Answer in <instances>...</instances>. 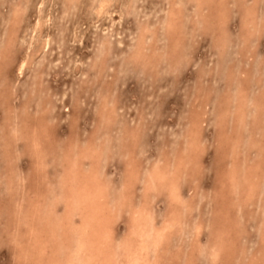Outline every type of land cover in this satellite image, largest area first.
Here are the masks:
<instances>
[{
  "label": "rangeland",
  "instance_id": "1",
  "mask_svg": "<svg viewBox=\"0 0 264 264\" xmlns=\"http://www.w3.org/2000/svg\"><path fill=\"white\" fill-rule=\"evenodd\" d=\"M100 1L0 0V264H32L35 257L22 256L29 236L26 223L31 217L24 216L15 224L16 214L12 211L29 203L40 205L37 191L46 190L42 184L47 180L52 184L48 186L51 192H57L56 180L61 179L63 171L59 158L54 162L47 158L42 169L34 167L26 140L22 137L12 141L8 110L19 113L23 105L27 111L19 113L16 120L20 124L25 119L28 124L41 120L45 132L38 136L45 137L51 131L41 146L53 154H61L70 140L80 147H87L88 142L94 144L95 152L91 153L99 156L101 176L109 181L110 201L124 179L126 162L133 158L131 167L136 177L131 188L132 203L146 202L156 225L171 214L170 210L177 213L179 222H185L174 223L157 254L150 252L153 260L158 259L156 264H264V0H105L103 10L98 11ZM16 10L20 13L16 14ZM169 17L175 21L171 30L167 26ZM167 30L172 33L167 34ZM23 58L26 62L19 68ZM245 97L250 100L246 102ZM184 131L190 134L189 139L183 137L187 136ZM4 134L9 146L3 145ZM127 146L128 151L124 149ZM228 148L234 149L235 155L227 153ZM259 148L263 153L258 152ZM256 157L259 161H255ZM155 163L176 171L180 201L173 207L166 189L143 192L142 181ZM242 163L244 167L239 169ZM231 165H236V175L244 176L236 178L234 174L233 179L229 178ZM88 166L89 160H85L84 167ZM9 167L19 174L18 192L22 195L10 192L7 186L5 174ZM245 168L252 170L247 173ZM13 182L17 183V178ZM28 194L31 199L23 200L19 208L14 206L20 196ZM57 209L61 213L62 205ZM128 214L121 211L113 224L116 239L128 232ZM17 236L22 237L18 240ZM219 237L222 247L217 249L216 257L209 246L216 244Z\"/></svg>",
  "mask_w": 264,
  "mask_h": 264
},
{
  "label": "bare ground",
  "instance_id": "2",
  "mask_svg": "<svg viewBox=\"0 0 264 264\" xmlns=\"http://www.w3.org/2000/svg\"><path fill=\"white\" fill-rule=\"evenodd\" d=\"M24 1V0H23ZM35 1V0H34ZM45 1V0H43ZM51 1V0H50ZM136 1V0H135ZM223 1V0H222ZM254 1V0H253ZM13 2V1H12ZM30 2V1H29ZM59 2V1H58ZM62 2V1H61ZM64 2V0H63ZM72 2V1H71ZM138 2V1H137ZM200 2V1H199ZM203 1H201L202 3ZM213 2V0H212ZM246 2V1H245ZM262 2V0H261ZM13 3H16L13 2ZM27 3V2H26ZM25 3V4H26ZM35 3V2H33ZM54 3V2H53ZM65 3V2H64ZM63 3V4H64ZM112 4V1L109 2ZM133 3V2H132ZM195 3H197L195 1ZM205 3V2H204ZM2 4V3H1ZM24 4V5H25ZM45 4V3H44ZM43 4V5H44ZM56 4V3H55ZM71 4V3H70ZM69 4V5H70ZM74 4V3H73ZM78 4V3H77ZM131 4V3H130ZM193 4V3H192ZM211 4V3H210ZM214 4V3H213ZM230 4V3H229ZM253 4V3H252ZM251 4V5H252ZM23 5V4H22ZM28 6H30L31 4H27ZM42 5V4H41ZM42 5V6H43ZM68 5V4H67ZM67 5L66 8L67 9ZM68 5V6H69ZM106 5V1L102 0L99 2L98 4V11L103 10L104 6ZM133 5V4H132ZM212 5V4H211ZM224 5V2H223ZM247 4H244V6ZM13 6V5H12ZM17 6V5H15ZM26 6V5H25ZM38 6V5H37ZM112 6V5H111ZM213 6V5H212ZM216 6V5H215ZM218 6V5H217ZM232 6V4H231ZM243 6V5H242ZM249 6V5H248ZM255 6V5H254ZM260 6V5H259ZM73 7V6H71ZM192 7H196V6H192ZM201 7V6H200ZM225 7V6H224ZM234 7V6H232ZM251 7V6H250ZM12 8V7H11ZM16 8V7H15ZM63 8V7H62ZM88 8V7H87ZM128 8V7H126ZM134 8V7H133ZM207 8V7H204ZM211 8V7H210ZM214 8V7H213ZM216 8V7H215ZM222 8V7H221ZM221 8H219V15ZM230 8V6H229ZM260 8V7H259ZM7 9V8H6ZM10 9V8H9ZM28 9V8H26ZM41 9V8H40ZM63 11H66V10ZM138 9V7H137ZM195 9V8H194ZM199 9V8H198ZM254 9V8H253ZM19 10V9H18ZM22 10V9H21ZM24 10V8H23ZM22 10V11H23ZM73 10V9H72ZM227 10V9H226ZM246 10V9H245ZM7 11H9L7 9ZM38 11V10H37ZM70 11V9L68 10ZM67 11V12H68ZM134 11V9H133ZM210 11V10H208ZM247 11V10H246ZM245 11V13H246ZM12 12V11H11ZM16 10V14H17ZM41 12V11H40ZM66 12V13H67ZM128 12V10H127ZM126 12V13H127ZM171 13H173L174 11L171 9L170 11ZM207 12V10H206ZM216 12V11H215ZM224 12V11H223ZM222 12V13H223ZM260 12V11H259ZM20 13V12H19ZM208 13V12H207ZM218 13V11H217ZM15 14V16H16ZM45 14V13H44ZM48 14V13H47ZM93 14V13H92ZM181 14V13H180ZM206 14V13H205ZM204 16H207L205 15ZM1 15V14H0ZM21 15V14H20ZM24 16V13L22 14ZM38 15V14H37ZM42 15V13H41ZM98 15V14H97ZM209 15V14H208ZM217 15V16H219ZM19 16V15H18ZM17 16V17H18ZM22 16V18H24ZM94 16V15H93ZM252 16V14H251ZM256 16V15H255ZM45 17V16H44ZM44 17H42L44 19ZM96 17V16H95ZM127 17V16H126ZM208 17V16H207ZM214 17V16H213ZM257 17V16H256ZM14 18V17H13ZM16 18V17H15ZM21 18V17H20ZM94 18V17H93ZM121 18V17H120ZM209 18V17H208ZM219 18V17H217ZM222 18V17H221ZM226 18V17H224ZM7 19V18H6ZM9 19V18H8ZM38 19V17H37ZM36 19V20H37ZM48 19V18H47ZM66 19V18H65ZM186 19V17L184 18ZM204 19V17H203ZM215 19V18H214ZM241 19V17H240ZM252 19V18H251ZM254 19V18H253ZM42 20V19H41ZM40 20V21H41ZM50 20V19H49ZM53 20V18H52ZM213 20V18L211 19ZM223 20V18H222ZM258 22V19H256ZM8 21V20H7ZM45 21V19L43 20ZM210 21V19H208V22ZM253 21V20H252ZM23 22V20H22ZM47 22V21H46ZM96 22V21H94ZM179 22V21H178ZM212 22V21H210ZM209 22V23H210ZM218 22V21H217ZM245 22V21H244ZM24 23V22H23ZM148 23V22H147ZM206 23V22H205ZM220 23V22H219ZM225 23V22H223ZM49 24V23H48ZM99 24V23H98ZM215 24L217 25V23L215 22ZM252 24V23H251ZM255 24V23H254ZM253 24V25H254ZM258 24V23H257ZM9 25V24H8ZM19 25V24H18ZM35 25V24H34ZM32 25V26H34ZM38 25V23H37ZM42 25V23H41ZM47 24L45 23V26ZM107 25V24H106ZM115 25V24H114ZM165 25V24H164ZM201 25V24H200ZM216 25H214L213 27H217ZM222 25V24H221ZM250 25V24H249ZM252 25V26H253ZM15 26V25H14ZM40 26V25H39ZM44 26V27H45ZM151 26V25H148ZM167 26L169 28V30L173 29V27L175 26V21L169 17L168 21H167ZM248 26V25H246ZM21 25L19 26L18 29H20ZM94 27V26H93ZM11 28V27H10ZM153 28V27H152ZM202 28V26H201ZM214 28V29H215ZM255 28V27H254ZM253 28V29H254ZM262 28V27H261ZM13 29V27H12ZM42 29V28H41ZM40 29V30H41ZM74 29V28H73ZM78 29V28H76ZM154 30L155 27L153 28ZM159 29V28H158ZM181 29V28H180ZM260 29V28H259ZM39 30V28L37 29ZM166 30V29H165ZM178 30V29H177ZM217 30V29H215ZM252 30V29H251ZM36 31V30H35ZM42 31V30H41ZM74 31V30H73ZM72 31V32H73ZM77 31V30H76ZM149 31V30H148ZM212 31V30H210ZM218 31V30H217ZM216 31V32H217ZM6 32V31H5ZM38 32V31H37ZM44 32V31H43ZM71 32V30H70ZM78 32V31H77ZM156 32V31H155ZM181 32V31H180ZM220 32V31H219ZM218 32V33H219ZM3 33V32H2ZM1 33V34H2ZM159 33V32H158ZM172 33V31L170 32ZM169 31L167 30V34H170ZM213 33V32H212ZM6 34V33H5ZM71 34V33H70ZM145 34V33H144ZM147 34V33H146ZM149 34V33H148ZM157 34V33H156ZM167 34H165L167 36ZM175 34V33H174ZM221 34V33H220ZM223 34V33H222ZM221 34V35H222ZM47 35V34H46ZM45 35V36H46ZM164 35V33H163ZM216 35V34H215ZM214 35V36H215ZM219 35V34H218ZM224 35V34H223ZM226 33H225V37H226ZM251 35V34H250ZM254 35V34H253ZM2 36V35H1ZM44 36V35H43ZM72 36V35H71ZM79 36V35H78ZM170 36V35H169ZM176 36V35H175ZM220 36V35H219ZM230 36V35H228ZM239 36V35H238ZM252 36V35H251ZM49 37V36H48ZM217 37V36H215ZM223 37V36H222ZM236 37V36H235ZM7 38V37H6ZM46 38V37H45ZM81 38V37H80ZM151 38V36H150ZM161 38V37H160ZM172 38V37H171ZM220 38V37H219ZM2 39V37H1ZM5 39V38H4ZM143 39V38H142ZM168 39V37H167ZM214 39V38H213ZM212 39V40H213ZM222 40L224 38H221ZM234 39V38H233ZM237 39V38H236ZM256 39V38H255ZM75 40V39H74ZM140 40V39H139ZM149 40V37L148 39ZM166 40V39H165ZM171 40V39H170ZM215 40V39H214ZM213 40V41H214ZM228 40V39H227ZM226 40V41H227ZM77 41V39H76ZM179 41V40H178ZM225 41V40H224ZM223 41V43H224ZM235 41V40H234ZM237 41V40H236ZM255 41V40H254ZM253 41V42H254ZM12 42V41H11ZM121 42V41H120ZM181 42V40H180ZM179 42V44H181ZM233 42V41H232ZM239 42V41H238ZM242 42V41H241ZM249 42V41H248ZM13 43V42H12ZM45 43V41H44ZM138 43V42H137ZM140 43V41H139ZM146 43V42H145ZM156 43V42H155ZM170 43V42H169ZM235 43V42H234ZM14 44V43H13ZM120 44V43H119ZM118 44V45H119ZM143 44V43H142ZM151 44V43H150ZM178 44V43H177ZM226 44H228L227 42H225V46ZM230 44V43H229ZM255 44V43H254ZM9 45V43H8ZM251 45V43H250ZM249 45V46H250ZM260 45V44H259ZM29 46V45H28ZM229 46V45H228ZM254 46V45H253ZM45 47V46H44ZM171 47V46H170ZM215 47V45H214ZM242 47V46H241ZM175 48V47H174ZM216 48V47H215ZM219 47H217L218 49ZM227 48V47H226ZM252 48V47H251ZM6 49V48H5ZM27 49V48H26ZM172 49V48H171ZM177 49V48H176ZM244 49V47H243ZM245 49L247 50L246 46ZM248 49H250L248 47ZM174 50V49H173ZM241 50V48H240ZM253 50V49H252ZM27 51V50H26ZM44 51V50H43ZM242 51V50H241ZM248 51V50H247ZM251 51V50H250ZM254 51V50H253ZM258 51V50H257ZM140 52V51H139ZM173 53V52H172ZM241 53V52H240ZM248 53V52H247ZM139 54V53H138ZM161 54V53H160ZM222 55V53H219ZM223 54H226V52H224ZM261 54V53H260ZM154 55V53H153ZM218 55V56H221ZM240 55V54H239ZM134 56V55H133ZM137 56V55H136ZM178 56H180V54H178ZM258 56V55H257ZM155 57V56H154ZM176 57V56H175ZM223 57V56H222ZM241 57V56H240ZM259 57V56H258ZM148 58V57H147ZM156 58V57H155ZM177 58V57H176ZM182 58V56H181ZM226 58V57H225ZM138 59V58H136ZM136 59H133L134 61ZM141 59V58H140ZM250 59V57H249ZM256 59V58H255ZM21 60V59H20ZM146 61V59H144ZM159 60V59H158ZM178 60V59H177ZM150 61V60H149ZM179 61V60H178ZM26 62V58H23L19 68L23 67L24 64ZM143 62V60H142ZM223 62V61H222ZM264 62V61H263ZM30 63V62H29ZM141 63V61L139 62ZM149 63V62H148ZM168 63V61H167ZM173 63V62H172ZM146 64V63H145ZM171 64V63H170ZM225 64V63H224ZM223 64V65H224ZM147 65V64H146ZM172 65V64H171ZM263 65V64H262ZM261 65V66H262ZM141 66V65H140ZM170 66V65H169ZM173 66V65H172ZM171 67V66H170ZM174 67V66H173ZM232 67V66H231ZM176 68V66L174 67ZM229 68V67H228ZM254 68V67H253ZM259 69V68H258ZM262 69V68H261ZM259 69V70H261ZM22 71V70H21ZM232 71V69H231ZM230 71V72H231ZM255 71V70H254ZM262 71V70H261ZM203 72V71H202ZM201 72V73H202ZM237 73V72H236ZM205 74V73H204ZM228 74V73H227ZM230 74V73H229ZM243 75V74H242ZM225 76V75H224ZM231 76V74H230ZM241 76V75H240ZM263 76V75H261ZM243 77V76H242ZM264 78V77H263ZM228 79V78H227ZM236 79V78H235ZM234 79V80H235ZM252 80V78H251ZM235 84V83H234ZM231 85V84H230ZM237 85V84H236ZM227 86V85H226ZM261 87V86H259ZM238 88V87H237ZM235 88V89H237ZM234 89V87H233ZM241 90V89H240ZM234 91V90H233ZM229 92V91H228ZM232 92V91H231ZM256 92V91H255ZM230 93V92H229ZM226 96V95H225ZM229 96H227V99ZM238 98V97H237ZM246 98V97H245ZM249 98V97H248ZM246 98V102L247 99ZM232 99V98H231ZM230 99V100H231ZM241 100V99H240ZM250 100V99H248ZM222 101V100H221ZM239 101V100H238ZM224 102V101H223ZM222 102V103H223ZM228 102V101H227ZM245 102V101H242ZM249 102V101H248ZM110 103V102H109ZM230 103V102H229ZM228 103V104H229ZM238 103V102H237ZM241 103V102H240ZM219 104V103H218ZM221 104V103H220ZM227 104V105H228ZM231 104V103H230ZM244 104V103H243ZM241 105L242 108L244 105ZM108 105V104H107ZM222 105V104H221ZM233 105V104H232ZM252 106V104H250ZM205 106V105H204ZM230 106V105H229ZM234 106V105H233ZM224 107V105H223ZM222 107V108H223ZM226 107V106H225ZM255 107V106H254ZM227 108V107H226ZM235 108V106H234ZM245 108H247L245 106ZM13 109V108H12ZM253 109V108H252ZM254 109H257L254 108ZM258 110V109H257ZM27 111V106L23 105L22 108L19 110V113H25ZM231 111V110H229ZM246 112V109L244 110ZM243 111V112H244ZM9 113V118L10 119V135L13 138V142L17 139H20L23 137V139L26 140V144L28 149H30L29 151H31L32 153V161L33 164L35 165L34 167L37 166V168H43L45 167L46 164V160L47 158L53 159L54 158H59V161L61 160L62 166L59 168H62V176L61 179L59 178L58 181V190L57 192L52 191L49 186L50 182L45 181L43 184L41 182L42 185H46V190H42L40 192L37 191L38 195V199H40V205H37V203L35 204H28L25 207H21L22 206V201L25 200L26 198L31 199V197L29 196L30 194H28V196H25L23 198V196H20L19 200L15 201V205L17 208L21 207V209H16L14 211H12L13 214H16V222H19V220L23 219V217H31V219L28 221L27 219V229H28V242L27 245L25 244L24 249L22 250V256L26 257L27 255L29 256V258H37L34 261H32V264H34L35 262H40L43 264H156L157 260L155 261V259L153 260L151 258L150 252H152L153 254H157V252L159 251V247L161 246V242L163 240V238H165L167 235L169 236L170 233L172 232L171 228L174 225V223H185L183 221L179 222V216L177 217V213L174 212L173 210L169 211L171 212V214H168V217H166V219L164 221L161 222L160 225H156L151 213V210H149L146 207V202H144L143 200L141 201V203L138 204H134L131 201V198L133 199L132 196V191L131 188L132 186H134V181H135V177H136V173L133 170V167H131V163L133 164V158H129L126 162L127 166L125 167L126 173L124 176V179L122 181V183L120 184V186H118V189L116 188V190H114V198L113 201L109 200V195H108V188L109 187V181H106L105 178H103L101 176L100 173V166L99 165V156L93 155V153L91 152H95V148H93V143L88 142V146L87 147H80V145L78 146L77 143L75 142V140L67 142L65 144V146H63V148H65V150H63V152L61 154L57 153L56 155L52 153L51 150H47L46 148H43L41 146L42 143V139H46V136H48V134L43 137V136H38V134H44L45 130L43 129V122H41V120H37L36 122H32L30 124H28L27 119L24 120L23 124H20V122L18 120H16L18 118L19 113L13 112L12 110H8ZM224 112V111H223ZM232 112V111H231ZM237 112V109L236 111ZM107 113V112H105ZM219 113V112H218ZM240 113V112H239ZM262 113V111H261ZM223 114V113H222ZM244 114V113H243ZM242 114V115H243ZM107 115V114H106ZM221 115V114H220ZM230 115V114H229ZM233 115V114H232ZM237 115V113L235 114ZM241 115V113H240ZM246 115V114H245ZM244 115V116H245ZM248 115V114H247ZM246 115V116H247ZM109 116V115H108ZM217 116V115H216ZM238 116V115H237ZM243 116V117H244ZM219 117V116H218ZM223 117V116H222ZM221 117V118H222ZM107 118V117H105ZM233 118V117H232ZM236 117H234L235 120ZM7 119V120H8ZM237 119V118H236ZM6 120V121H7ZM16 120V121H15ZM224 120V119H223ZM264 120V119H263ZM227 121V120H226ZM263 122V121H262ZM18 123L20 125H18ZM22 123V122H21ZM192 124V123H191ZM221 126V125H220ZM195 127V125L193 126ZM133 128V127H132ZM30 129V131L28 130ZM136 129V128H135ZM186 129V127H185ZM44 130V131H43ZM196 130V129H195ZM244 130V129H243ZM246 130V129H245ZM185 132V131H184ZM183 132V133H184ZM197 132V131H194ZM135 133V132H134ZM186 133V132H185ZM192 133V132H191ZM245 133V132H244ZM46 134V133H45ZM193 134V133H192ZM196 134V135H195ZM246 134V133H245ZM5 138L3 139V145L5 146H9V141L6 140V136L7 134H4ZM187 135V133H186ZM189 135V136H188ZM188 138L187 136L183 135L184 138L189 139L190 138V134H188ZM195 136H197V133H194ZM191 135V137L194 140L195 136ZM249 136V133L247 134ZM51 136V133H50ZM72 136V135H71ZM182 136V134H181ZM132 137V136H130ZM135 137V136H134ZM264 137V136H262ZM52 138V137H51ZM50 138V139H51ZM74 138V137H73ZM126 138V137H125ZM196 138H199L198 136ZM224 139L226 138L225 136L223 137ZM234 138V136H233ZM260 138V137H259ZM55 139V138H54ZM76 139V137H75ZM127 139V138H126ZM221 139V138H219ZM236 139V138H235ZM264 139V138H262ZM77 140V139H76ZM99 140V139H97ZM259 141L257 142H261L260 139H258ZM52 141V140H51ZM48 139V142H51ZM60 141V140H59ZM84 141V140H83ZM184 141V139H183ZM222 141V140H220ZM233 141V140H232ZM96 142V141H95ZM108 142V141H107ZM182 142V141H181ZM186 146V140L184 141ZM244 142L245 138H244ZM56 143V142H55ZM60 143V142H59ZM84 143V142H83ZM82 143V144H83ZM227 143V142H226ZM240 143H242L240 141ZM252 143V142H251ZM264 143V140L263 142ZM62 144L63 141H62ZM180 144V143H179ZM192 143L190 142V144L188 143V145H191ZM199 144V143H197ZM196 144V145H197ZM201 144V143H200ZM199 144V145H200ZM229 144V143H228ZM47 145V144H46ZM59 145V144H58ZM124 145V144H123ZM122 145V147H123ZM198 145V147H200ZM202 145V144H201ZM217 145V144H216ZM232 145V144H229ZM243 145V144H242ZM241 145V146H242ZM247 145V144H246ZM257 145V144H256ZM44 146V144H43ZM84 146V145H83ZM107 146V145H106ZM126 146V145H125ZM180 146V145H179ZM185 146V145H184ZM240 146V145H239ZM244 146V145H243ZM254 146L253 143L251 145V147ZM42 147V148H41ZM45 147V146H44ZM53 147V146H52ZM190 147V146H189ZM202 147V146H201ZM200 147V148H201ZM227 147V146H226ZM234 147V145H233ZM236 147V145H235ZM129 149V147L127 146L124 149ZM192 148V147H191ZM203 148V147H202ZM221 148V147H220ZM237 148H239L237 146ZM241 148V147H240ZM254 148V147H253ZM264 148V147H263ZM21 149V148H20ZM94 149V150H93ZM123 149V150H124ZM128 149L126 151H128ZM180 149V147H179ZM181 149H182V145H181ZM187 149V147H186ZM185 149V150H186ZM229 149V148H228ZM262 149V148H261ZM260 148L258 149V152L261 153L263 151L260 152L261 150ZM17 151V149H15ZM138 150V149H137ZM185 150H181L184 151ZM191 150V149H189ZM234 150V149H232ZM230 151V149L227 151V153L230 151L233 153V151ZM130 151V150H129ZM101 152V151H100ZM179 152V151H178ZM192 152V150H191ZM197 152V151H196ZM218 152V151H216ZM215 152V153H216ZM235 152L239 153V151ZM257 152V150H256ZM257 152V153H258ZM8 153V152H7ZM6 153V155H7ZM126 153V152H125ZM123 152V154H125ZM220 153V152H219ZM263 153V152H262ZM92 154V155H91ZM166 155V153H163ZM194 154V153H192ZM201 154V153H200ZM222 154V153H221ZM225 154V153H224ZM231 154V153H229ZM234 154V153H233ZM18 155V154H17ZM17 155H15V157L17 158ZM128 155V154H127ZM130 155V154H129ZM135 155V154H134ZM184 155V154H183ZM191 155V154H190ZM217 155V154H216ZM235 155V154H234ZM125 156V155H124ZM163 156V155H162ZM169 156V155H168ZM173 156V155H171ZM192 156V155H191ZM195 156V155H194ZM201 156V155H200ZM226 156V155H225ZM257 156V155H256ZM134 157V156H132ZM164 157V156H163ZM162 157V158H163ZM196 157V156H195ZM237 157V156H236ZM179 158V157H178ZM199 158V157H198ZM220 158V156H219ZM252 158V157H251ZM250 158V159H251ZM257 158V157H256ZM262 158V156H261ZM160 160V158H158ZM164 159V158H163ZM169 159V158H168ZM171 159V158H170ZM216 159L218 160V158L216 157ZM223 159V158H221ZM232 159H235V156H233ZM253 159V158H252ZM251 159V160H252ZM259 158H257L255 161H259ZM85 160H89V166L86 169L84 167V161ZM189 160V159H187ZM241 160V159H239ZM248 160V159H247ZM164 161V160H163ZM174 161V160H173ZM192 161V160H191ZM235 161V160H234ZM253 161V160H252ZM253 161V162H255ZM262 161V160H260ZM264 161V160H263ZM262 161V162H263ZM9 162V161H8ZM54 162V161H53ZM138 162V161H137ZM165 162V161H164ZM170 162V161H168ZM167 162V164H168ZM193 162V161H192ZM220 162V161H219ZM218 162V163H219ZM230 162V161H229ZM232 162V161H231ZM244 162V161H242ZM159 163V162H158ZM162 163V161H161ZM160 163V164H161ZM173 163V162H172ZM199 163V162H198ZM237 162L235 161V164ZM257 163V162H256ZM154 164V163H153ZM223 164V162H222ZM226 165V163H224ZM233 164V163H232ZM244 163H242L241 167L243 166ZM255 164V163H254ZM264 166V162L262 163ZM9 165V164H8ZM135 165V164H134ZM227 165H230L229 163H227ZM258 165L255 164V166ZM49 166V164H48ZM138 166V165H137ZM149 166V165H148ZM186 166V165H185ZM191 166V165H190ZM233 166L232 171H229L230 173H228L229 178L233 179V175L235 174V169L234 166L236 165H231ZM229 166V167H231ZM245 166L247 167V165L245 164ZM152 167V166H151ZM187 167V166H186ZM219 167V165H218ZM221 167V165H220ZM250 166H248L247 168H249ZM85 168V169H83ZM139 168V167H138ZM143 168V167H142ZM179 168V167H178ZM221 168H224L221 167ZM257 168V167H256ZM264 168V167H262ZM57 169V168H56ZM145 169V168H144ZM189 169V167H188ZM191 169V168H190ZM240 169V168H239ZM246 169V168H245ZM243 169V170H245ZM260 169V167L258 168ZM53 170V169H52ZM202 170V169H201ZM222 170V169H221ZM247 170V169H246ZM252 169H248L247 173L249 171H251ZM261 170V169H260ZM38 171V170H37ZM48 171V170H47ZM240 171V170H239ZM258 171V170H257ZM264 171V170H263ZM3 172V171H2ZM18 172V171H17ZM39 172V171H38ZM142 172V171H141ZM144 172V171H143ZM142 172V173H143ZM147 172V170H146ZM199 172V171H198ZM223 173V171H221ZM237 172V171H236ZM242 173V171H240ZM239 172V173H240ZM246 172V171H244ZM260 172V171H259ZM5 174V179L8 180V187L10 192H13L14 194H18V195H22L19 194L18 189H19V182H20V177L18 173H15L14 171H11V168L9 167V169L6 170ZM46 173V172H44ZM60 173V172H59ZM176 171L173 170L171 171V169L167 166H165V164H161V165H157V163H155V166H153L152 168H150V170L148 171L147 178L145 176V178L143 179L144 181H142V183H144V187H143V192H147L148 190H160L161 188L166 189L167 194H168V199L170 200L169 203L173 204L176 202H179V194L177 192V183H176ZM191 173V172H190ZM218 173V172H217ZM14 174V175H13ZM185 174V173H184ZM227 174V173H226ZM34 175H37L36 173ZM54 175H55V171H54ZM236 175V174H235ZM234 175V176H235ZM238 175V174H237ZM237 175L235 176L236 178H239L242 176H244L242 174V176H240V174L238 175L239 177H237ZM256 175V174H255ZM259 175V173H258ZM52 176V175H50ZM57 176V174H56ZM189 176V175H187ZM249 176V175H248ZM25 177V176H24ZM198 177V176H197ZM223 177V176H222ZM226 177V176H225ZM260 177H263L260 175ZM17 178V183L13 182V179ZM38 178V177H37ZM244 178V177H243ZM24 179V178H22ZM47 179V178H46ZM51 179V178H50ZM140 179V178H138ZM218 179V178H217ZM228 179V178H227ZM28 180V179H27ZM40 180V179H39ZM43 180V179H42ZM45 180V179H44ZM52 180V179H51ZM194 180V179H193ZM221 180V179H220ZM225 180V178L223 179ZM242 180V179H241ZM244 180V179H243ZM258 180V178H257ZM185 181V180H184ZM218 181V180H217ZM229 181V180H227ZM234 181V180H233ZM236 181V180H235ZM247 182V180H245ZM254 181V180H253ZM24 182V181H23ZM33 182V181H32ZM39 182V183H40ZM55 182V181H54ZM138 182V180H137ZM237 182V181H236ZM52 183V182H51ZM239 183V182H238ZM242 183V182H241ZM30 184V183H29ZM56 184V183H55ZM134 184V185H133ZM141 184V183H140ZM219 184V183H218ZM225 184V183H224ZM52 186V184H50ZM138 185V183H137ZM143 185V184H141ZM227 185V184H225ZM234 185V184H233ZM263 185V183H262ZM26 186V185H25ZM22 186V187H25ZM237 186V185H236ZM39 187V186H38ZM42 187V186H41ZM139 187V185H138ZM199 187V186H198ZM218 187V186H217ZM221 187V185H220ZM231 187V186H230ZM234 187V186H233ZM27 188V187H26ZM25 188V189H26ZM36 188V187H35ZM140 188V187H139ZM30 189V188H29ZM33 189V188H31ZM57 189V188H56ZM112 189V188H111ZM136 189V188H135ZM197 189V188H196ZM24 190V188H23ZM27 190V189H26ZM142 190V189H141ZM225 190V189H224ZM227 190V189H226ZM231 190V189H230ZM140 191V190H139ZM162 191V190H161ZM190 191V190H189ZM49 193H54L52 196H49L51 194L48 195ZM116 192V193H115ZM142 192V191H140ZM142 192V193H143ZM221 192V191H220ZM34 193V192H33ZM151 193V192H150ZM154 193V192H153ZM237 193V192H236ZM137 194V193H136ZM146 194V193H145ZM152 194V193H151ZM223 193H221L222 195ZM32 195V194H31ZM155 195V194H154ZM157 196V195H156ZM136 197H139L136 195ZM154 197V196H153ZM158 197V196H157ZM147 199V198H145ZM144 199V200H145ZM228 199V198H227ZM149 200V199H148ZM9 201V200H8ZM11 201V200H10ZM9 201V202H10ZM13 201V199H12ZM29 201V200H28ZM152 201H155L152 199ZM168 201V200H167ZM138 202V201H137ZM225 202V201H224ZM62 205V212L59 213L57 207L58 205ZM13 206V205H12ZM224 206V205H223ZM230 207H232V205H230ZM12 209V208H11ZM151 209V208H150ZM173 209V208H172ZM260 209V208H259ZM126 211L128 212V232L121 238L116 239L114 234H113V224L116 222L115 220L118 218V215L121 213V211ZM184 210V209H183ZM17 211V212H16ZM176 211V210H175ZM218 212V211H217ZM236 213V212H235ZM248 213V212H247ZM19 214V215H18ZM154 214V212H153ZM156 214V213H155ZM182 214V213H181ZM219 214V213H218ZM161 216V215H160ZM224 217V216H223ZM226 217V216H225ZM233 219V217H231ZM158 219V218H156ZM159 220V219H158ZM13 221V220H12ZM6 222V221H5ZM13 223V222H12ZM10 222V224H12ZM158 223V221L156 222ZM212 224V223H211ZM14 225V224H13ZM23 225V224H22ZM191 225V224H190ZM261 225V224H260ZM12 226V225H11ZM176 226V224H175ZM15 229L16 226L14 225V227H12V229ZM200 228V225L196 226V230L198 231V229ZM25 230V229H23ZM19 231V230H18ZM226 231V230H225ZM224 231V232H225ZM15 232V231H14ZM13 232V233H14ZM20 232V231H19ZM124 232V231H123ZM126 232V230H125ZM124 232V233H125ZM232 232V231H231ZM9 232H6V234ZM12 234V233H11ZM4 235V234H3ZM8 236V235H7ZM219 236V235H218ZM217 236V237H218ZM233 236V235H232ZM19 237L18 240L21 239L22 236H17ZM3 238V237H2ZM23 241V240H22ZM19 241V242H22ZM216 244L214 243L213 245L209 246L210 249H212L211 255H216L217 254V249L219 250V247L221 248V239L220 237L217 238ZM7 242V241H6ZM16 242V241H15ZM18 242V243H19ZM26 243V242H25ZM218 243V244H217ZM20 246V245H19ZM264 247V246H263ZM196 248V247H195ZM231 248V247H230ZM213 253V254H212ZM190 254V253H189ZM232 254V253H231ZM192 255V254H191ZM218 255V254H217ZM216 255V257H217ZM18 256V255H17ZM186 256V255H185ZM198 256V255H197ZM237 256V255H236ZM17 258V257H16ZM154 261V262H153ZM201 261V260H199ZM195 263V262H194ZM200 263V262H199ZM20 264V263H17ZM24 264H27V261L24 262Z\"/></svg>",
  "mask_w": 264,
  "mask_h": 264
}]
</instances>
